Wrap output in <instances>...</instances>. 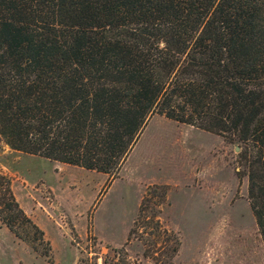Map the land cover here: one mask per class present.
Segmentation results:
<instances>
[{"label":"trees","instance_id":"trees-1","mask_svg":"<svg viewBox=\"0 0 264 264\" xmlns=\"http://www.w3.org/2000/svg\"><path fill=\"white\" fill-rule=\"evenodd\" d=\"M155 113L241 144L264 241V0H0L12 149L110 173ZM0 219L42 234L2 173Z\"/></svg>","mask_w":264,"mask_h":264},{"label":"rangeland","instance_id":"rangeland-1","mask_svg":"<svg viewBox=\"0 0 264 264\" xmlns=\"http://www.w3.org/2000/svg\"><path fill=\"white\" fill-rule=\"evenodd\" d=\"M242 150L157 113L110 173L14 150L0 136V173L42 230L20 237L0 219V264H264Z\"/></svg>","mask_w":264,"mask_h":264}]
</instances>
